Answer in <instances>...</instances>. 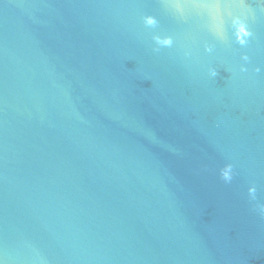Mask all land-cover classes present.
<instances>
[{
	"label": "water",
	"instance_id": "water-1",
	"mask_svg": "<svg viewBox=\"0 0 264 264\" xmlns=\"http://www.w3.org/2000/svg\"><path fill=\"white\" fill-rule=\"evenodd\" d=\"M0 264H264V0H0Z\"/></svg>",
	"mask_w": 264,
	"mask_h": 264
},
{
	"label": "clouds",
	"instance_id": "clouds-1",
	"mask_svg": "<svg viewBox=\"0 0 264 264\" xmlns=\"http://www.w3.org/2000/svg\"><path fill=\"white\" fill-rule=\"evenodd\" d=\"M147 23L149 24H152L154 23V20L152 18H147ZM234 24H239V28H238V31H237V36L240 37L241 34L243 35V37H247L250 35V33L246 30V25L245 24H242V23H239V20H235L233 21ZM165 44L166 45H170L171 44V40H168V41H165ZM240 44L241 45H244L245 44V39H240ZM206 51H211V49H206ZM243 59L247 60V57H244ZM209 75L211 77H216L217 76V71L215 69H211L210 72H209ZM231 169L230 167L228 169H226L222 175H223V178L227 181V180H230L231 177L229 175ZM250 192L254 191V189H250L249 190Z\"/></svg>",
	"mask_w": 264,
	"mask_h": 264
}]
</instances>
